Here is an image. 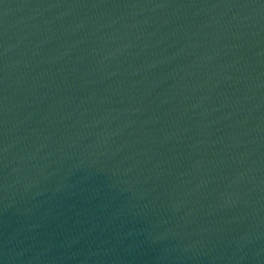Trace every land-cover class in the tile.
I'll list each match as a JSON object with an SVG mask.
<instances>
[{"label": "water", "instance_id": "water-1", "mask_svg": "<svg viewBox=\"0 0 264 264\" xmlns=\"http://www.w3.org/2000/svg\"><path fill=\"white\" fill-rule=\"evenodd\" d=\"M264 60V0H0V264H95Z\"/></svg>", "mask_w": 264, "mask_h": 264}]
</instances>
